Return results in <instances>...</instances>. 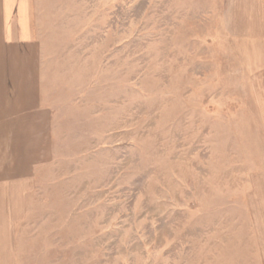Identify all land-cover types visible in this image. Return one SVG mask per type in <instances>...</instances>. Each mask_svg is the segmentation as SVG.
Segmentation results:
<instances>
[{"label": "rangeland", "instance_id": "1", "mask_svg": "<svg viewBox=\"0 0 264 264\" xmlns=\"http://www.w3.org/2000/svg\"><path fill=\"white\" fill-rule=\"evenodd\" d=\"M0 31L53 121L0 264H264V0H0Z\"/></svg>", "mask_w": 264, "mask_h": 264}, {"label": "crops", "instance_id": "2", "mask_svg": "<svg viewBox=\"0 0 264 264\" xmlns=\"http://www.w3.org/2000/svg\"><path fill=\"white\" fill-rule=\"evenodd\" d=\"M3 35L0 34V206H13V211L19 213L24 198L29 196V183L51 158L53 121L42 97L39 42H20ZM18 219L19 216L12 218V223ZM7 220L11 221L4 214L3 221ZM9 234L13 233L3 235L0 254L7 256L4 261L13 263L15 250Z\"/></svg>", "mask_w": 264, "mask_h": 264}]
</instances>
